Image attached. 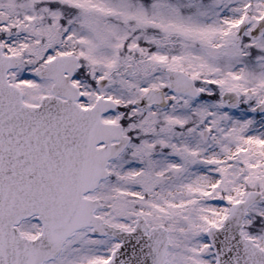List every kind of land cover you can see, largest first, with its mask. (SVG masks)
Listing matches in <instances>:
<instances>
[{
    "label": "snow or ice",
    "instance_id": "obj_1",
    "mask_svg": "<svg viewBox=\"0 0 264 264\" xmlns=\"http://www.w3.org/2000/svg\"><path fill=\"white\" fill-rule=\"evenodd\" d=\"M0 264H264V0H0Z\"/></svg>",
    "mask_w": 264,
    "mask_h": 264
}]
</instances>
